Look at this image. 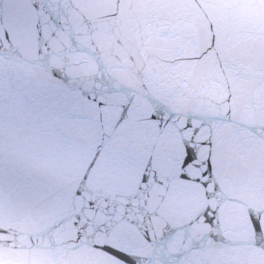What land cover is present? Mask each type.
Masks as SVG:
<instances>
[{
    "label": "snow or ice",
    "instance_id": "6c2138e0",
    "mask_svg": "<svg viewBox=\"0 0 264 264\" xmlns=\"http://www.w3.org/2000/svg\"><path fill=\"white\" fill-rule=\"evenodd\" d=\"M192 158H193V157L189 156V157L187 158V160L190 161Z\"/></svg>",
    "mask_w": 264,
    "mask_h": 264
}]
</instances>
